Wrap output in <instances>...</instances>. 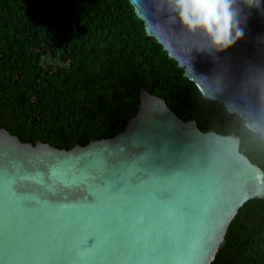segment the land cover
<instances>
[{"label":"water","instance_id":"95a60500","mask_svg":"<svg viewBox=\"0 0 264 264\" xmlns=\"http://www.w3.org/2000/svg\"><path fill=\"white\" fill-rule=\"evenodd\" d=\"M168 56L183 68L202 95L221 103L245 120L264 139V11L253 9L245 35L219 53L202 51L206 39L168 21L160 0H129ZM138 111L123 131L110 138L76 144L71 149L35 141L23 142L0 127V264H70L68 261H29L8 255L3 248V206L51 210L45 219L55 224L57 213L71 217L78 206L93 200L91 176L117 161L133 157V169L159 170L171 175L201 169L206 187L174 213L167 226V252L153 261L98 258L73 264H211L228 226L250 199L264 198V170L241 151L234 134L203 131L196 119L180 118L166 99L142 87ZM146 157L145 159H143ZM126 177L124 169H113ZM135 180V178H134ZM150 242V241H149Z\"/></svg>","mask_w":264,"mask_h":264},{"label":"trees","instance_id":"16d2710c","mask_svg":"<svg viewBox=\"0 0 264 264\" xmlns=\"http://www.w3.org/2000/svg\"><path fill=\"white\" fill-rule=\"evenodd\" d=\"M203 131L234 134L264 170V139L205 98L129 0H0V127L71 149L123 131L139 92ZM211 264H264V198L239 208Z\"/></svg>","mask_w":264,"mask_h":264},{"label":"snow or ice","instance_id":"6c2138e0","mask_svg":"<svg viewBox=\"0 0 264 264\" xmlns=\"http://www.w3.org/2000/svg\"><path fill=\"white\" fill-rule=\"evenodd\" d=\"M133 159L117 161L91 176L92 202L78 206L71 217L57 213L55 224L44 218L51 210H22L6 196L4 251L26 262L70 264L98 258L153 261L163 257L171 217L205 189L206 172L194 169L166 175L148 168L137 170L130 166ZM113 169H124L127 179L118 172L108 179Z\"/></svg>","mask_w":264,"mask_h":264},{"label":"clouds","instance_id":"9594fccd","mask_svg":"<svg viewBox=\"0 0 264 264\" xmlns=\"http://www.w3.org/2000/svg\"><path fill=\"white\" fill-rule=\"evenodd\" d=\"M171 24L207 41L202 51L224 52L244 35V26L253 9L264 11V0H160Z\"/></svg>","mask_w":264,"mask_h":264}]
</instances>
